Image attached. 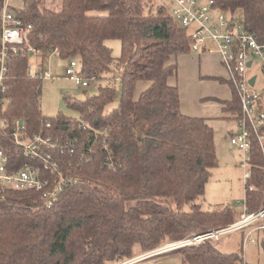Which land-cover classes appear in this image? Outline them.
Wrapping results in <instances>:
<instances>
[{"label":"trees","instance_id":"obj_1","mask_svg":"<svg viewBox=\"0 0 264 264\" xmlns=\"http://www.w3.org/2000/svg\"><path fill=\"white\" fill-rule=\"evenodd\" d=\"M154 1L62 0L52 10L41 0H24L13 9L32 28L8 61L6 114L31 132L51 122L49 133L63 142L55 154L67 181L51 207L34 190L0 189V264H117L137 248L152 250L239 220L228 205L202 209L218 165L214 127L182 111L179 86L171 81L178 67L173 57L190 53L194 39L165 3ZM214 6L233 19L241 10L245 27L264 43V0H214ZM1 33L0 20V50ZM108 39L121 41L118 58ZM30 48L41 53L35 74L29 70ZM55 48L63 58H78L86 77L118 71V105L105 109L116 96L108 84L85 101L69 100L79 121L45 117L39 104L43 63ZM209 78L228 84L233 98L206 99L223 104L238 120L242 107L232 81ZM139 81L151 84L137 95ZM250 163L245 205L254 213L264 206V146L257 137ZM257 232H263L264 252V230ZM174 253L182 264H246L241 252H224L212 239Z\"/></svg>","mask_w":264,"mask_h":264},{"label":"built area","instance_id":"obj_2","mask_svg":"<svg viewBox=\"0 0 264 264\" xmlns=\"http://www.w3.org/2000/svg\"><path fill=\"white\" fill-rule=\"evenodd\" d=\"M19 1V0H16ZM173 4L171 16L181 26L188 29L194 39L191 51L218 54L224 66L227 77L232 81L237 91L242 107V114L238 118L241 131L233 134L232 143L243 149L246 159L251 161V148L254 137H257L264 146V96L256 91L258 77L251 75L250 70L258 58L262 62L264 71V43L260 42L254 33L250 32L243 21H236L225 12L214 6V0H165ZM12 0H2L0 20L2 22L1 50H0V184L13 189H36L43 192L46 204L51 207L63 190L67 176L59 178L45 177L47 170H57L59 173V159L56 151L61 147L60 138L49 133L51 123L44 124L46 133L42 131L31 132L20 119L12 120L6 114V91L8 61L12 54L18 52V47L27 41V35L32 28L13 11ZM32 49V48H30ZM34 50V49H32ZM52 53H58L55 48ZM251 61V65L249 62ZM66 70L69 78L77 84L86 87L89 79L76 71L77 62L70 59ZM34 74V73H32ZM256 77L255 83L251 79ZM52 77L45 71L43 78ZM12 143V144H11ZM14 145V146H12ZM252 168L247 170L244 178L248 180ZM253 189V185H249ZM243 212L239 220L226 227L212 230L208 233L195 235L193 238L182 241L181 245H191L204 240L219 237L228 232L247 229L245 241L255 242L252 235L256 230H264V206L254 213H249L243 203ZM186 242H188L186 244ZM178 243L156 250L164 253L176 249ZM143 257L133 258L124 264H135Z\"/></svg>","mask_w":264,"mask_h":264},{"label":"rangeland","instance_id":"obj_3","mask_svg":"<svg viewBox=\"0 0 264 264\" xmlns=\"http://www.w3.org/2000/svg\"><path fill=\"white\" fill-rule=\"evenodd\" d=\"M42 6L47 7L52 10H59L61 8L62 0H41ZM168 8V12L173 8V4L170 1L155 0L154 4H162ZM24 0L16 1L12 0V6L19 9L23 7ZM236 21H242V11L238 10L236 13ZM231 17V15L228 13ZM187 31L192 32V27H189ZM106 44L112 48V53L115 58H118L122 53V43L119 39H108ZM193 52V51H191ZM41 53L30 49L28 51V62L29 70L35 74L40 67V57ZM75 59L77 62L76 71L81 73L82 64L78 58ZM175 64V61L172 60ZM70 62V58H63L58 53H50L47 58H45L43 63V74L45 71L50 72V78H43L42 80V91L39 98V104L43 115L47 118H57L58 116H64L69 118L72 121H79L80 114L79 112L70 106V101H85L89 97H92L100 92V87L105 85H113L116 89V96L113 102L107 105L105 108L107 111L112 107H116L119 102L120 92H121V81L118 71H111L105 74L100 78L89 79V85L83 87L77 84L74 80L70 79L66 70ZM215 69L216 65H212ZM251 75H256L258 77L255 90L264 96V71L262 70V62L256 58L253 68L250 70ZM86 77V76H85ZM92 77L88 76L86 78ZM48 119L45 120L46 122ZM50 122V121H49ZM51 123V122H50ZM211 125L214 127V139L215 146L217 151L218 165L212 169V174L206 184V192L202 199V209L204 210H215L221 209L224 206H230L233 208L238 215L243 212V203L246 199V183L247 180L244 178V174L251 166V161H244L246 156L244 151L239 146L232 143L233 134L239 133L241 131L239 127L238 120L233 117V115L227 113L220 118H215L211 120ZM52 128V124H51ZM49 128V131L50 129ZM50 134L55 138L59 135ZM78 139L75 138L74 142ZM60 138V144H62ZM71 143V140L69 141ZM63 147V146H61ZM60 147V148H61ZM59 159V158H58ZM59 173L57 170H47L45 177L49 180H52V177L59 178L61 174L65 176L64 171L62 170V162L59 161ZM0 189H13L6 187L0 184ZM36 191L38 192L43 203L46 204L47 199L43 197V192L36 189H23L19 191ZM57 201V200H53ZM53 205V204H52ZM51 205V206H52ZM226 228V227H224ZM220 229V228H219ZM262 229H259L261 231ZM247 230H239L228 232L225 234H220L219 237L211 238L216 246L224 252H241L246 264H264V252L262 244L260 243L263 232L258 233L257 230L252 235L255 242L245 241V236ZM257 232V233H256ZM195 235H192L189 238H193ZM179 240L174 242H166L161 246L154 248L148 251H141L136 249V254L133 257L121 261L117 264H124L129 262L133 258L143 257L144 259L137 261L135 264H182V258L174 253L175 250L183 247L181 244L182 241ZM178 243L176 249L164 252L156 253L155 251L166 246ZM188 242H186L187 244ZM131 264V263H129Z\"/></svg>","mask_w":264,"mask_h":264},{"label":"crops","instance_id":"obj_4","mask_svg":"<svg viewBox=\"0 0 264 264\" xmlns=\"http://www.w3.org/2000/svg\"><path fill=\"white\" fill-rule=\"evenodd\" d=\"M173 60L178 67L177 73L174 78H171V81L176 82L179 86L182 111L190 116L204 117L210 121L226 115L227 112H224L223 104L206 99L208 97H217L224 100L233 98V92L228 84L209 78L215 76L227 77V72L218 54L190 52L173 57ZM212 65H216L215 69ZM150 84V81H139L136 94L138 95ZM246 235L244 236L246 237Z\"/></svg>","mask_w":264,"mask_h":264},{"label":"water","instance_id":"obj_5","mask_svg":"<svg viewBox=\"0 0 264 264\" xmlns=\"http://www.w3.org/2000/svg\"><path fill=\"white\" fill-rule=\"evenodd\" d=\"M249 65H251V61L249 62ZM255 80H256V77L254 76L252 79H251V84L253 85L255 83ZM65 129H67V125L64 126Z\"/></svg>","mask_w":264,"mask_h":264}]
</instances>
